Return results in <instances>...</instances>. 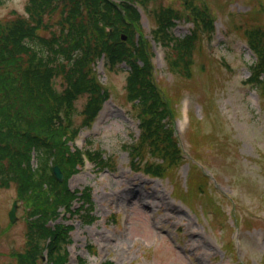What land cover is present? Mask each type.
<instances>
[{
	"label": "rangeland",
	"instance_id": "obj_1",
	"mask_svg": "<svg viewBox=\"0 0 264 264\" xmlns=\"http://www.w3.org/2000/svg\"><path fill=\"white\" fill-rule=\"evenodd\" d=\"M69 1L78 3L81 9L85 4L83 0ZM97 1L92 0L95 5ZM107 1L109 5L113 3ZM262 1L258 5L256 0L254 5L252 0H147L145 8L136 7L135 14L127 15H117L111 9L103 14L89 5L83 11L76 9L72 12L68 0L62 14L59 11L48 14L41 11L37 14L39 6L33 9V24L38 23L39 19L48 26L47 29L37 30V34L45 40L61 43L70 31L76 34L56 58L38 40L49 52L47 61L52 67L51 74L56 79L55 86L59 91L82 80L80 67L86 58L103 57L105 54L102 52L107 45L124 49L132 55L137 50L136 40L140 39L141 48L137 51H150L153 54V75L155 73L159 77L155 79L156 83L160 82L158 88L161 89V86L167 91L168 99L169 96L181 94L174 107L176 115L173 125L187 163L172 171L168 177L148 179L138 170H129L127 164L132 156L123 148L122 142L130 132L137 137V125L127 112L130 111V104L123 101L126 98L125 74L117 70L108 74V83L106 81L105 84L111 99L103 105L98 126L81 135L77 144L80 145L83 136L88 134L93 138L92 148H100L115 158L114 162H107V168L103 171L94 175L90 167H86L68 183L71 191L81 190L85 186L92 188L96 217L94 224L87 227L80 226L75 217L63 221L75 227L68 264H76V256L91 264L105 259L114 264H239L237 262L243 261L246 264H261L264 258V101L260 102L261 110L257 95L243 82L249 76L246 63L250 64L252 60L245 31L254 27L264 30V20L259 18L260 12H263L261 15L264 18ZM26 2L0 0V24L4 29L12 20L25 14ZM202 5L208 8L209 18L214 19L212 41L208 44L210 40L203 34L202 48H197L195 53L191 51V62L188 53L176 54L178 61H181L182 72L190 74V79L185 80L175 71H169L166 56L173 54L172 40L176 45L192 30V25L187 22L190 19L187 16L189 11L195 8L197 13H201L199 8ZM173 13H178L176 16L182 19L170 31L174 37H166L167 43H163L154 29L156 25L159 26L162 17ZM107 18L108 25L99 27L98 22ZM118 19L120 22L116 23ZM111 25H114V31ZM83 31H86L85 34L80 35ZM121 37L124 39L121 40ZM258 38L264 41V32ZM206 48L214 53L212 58L206 56ZM77 49L81 53L79 58L76 56L79 55L76 54ZM68 52L71 53V60L65 58ZM38 59L34 58L33 64H38ZM59 59H63V62L59 63ZM102 62L100 60L96 67L99 71L101 69V73ZM58 64L63 68L57 69ZM120 69H126L124 64L119 66ZM102 77L104 80L105 74ZM180 80L187 81V84ZM85 86L91 91L89 85ZM84 101V98L79 99L76 108H83ZM186 107L194 116L193 126L186 124ZM81 110L76 109L77 114ZM75 119V123L79 124L80 116L77 115ZM158 138L165 140L163 135ZM193 156L207 167L206 175L210 173L215 177L208 184L211 187L215 183L218 191L209 190L214 205H221L224 215L221 219L223 223L221 221L215 233L210 231L206 220L200 215V206L209 211L212 224H216L217 216L218 219L221 217L219 209L213 208L209 200L202 202L196 198L192 181H189L188 188L185 184L188 162L193 163ZM197 168H192L190 173H195ZM167 178L175 181L179 187L174 190ZM16 195L13 186L0 188V264L29 263L25 259L29 253L28 237L33 234V223L36 221L32 206L39 204L43 207L40 197L37 200L33 198L32 203L17 201ZM13 200L18 204L16 220L9 226L7 213ZM233 202L234 215L240 223L244 218L254 217L250 220L256 226L254 229L241 228L239 238L243 239L244 246L238 249L236 260L230 258L228 253L221 252L210 261L209 258L217 251L213 237H224L226 231L234 232L237 225L229 216ZM236 231L232 234L235 240L238 238ZM87 244L94 247L95 256L88 255L85 250Z\"/></svg>",
	"mask_w": 264,
	"mask_h": 264
},
{
	"label": "trees",
	"instance_id": "obj_2",
	"mask_svg": "<svg viewBox=\"0 0 264 264\" xmlns=\"http://www.w3.org/2000/svg\"><path fill=\"white\" fill-rule=\"evenodd\" d=\"M58 1L32 0L31 6L26 7L28 19L18 17L5 30H0V179L4 185L16 183L19 192L29 190L37 184L42 192L43 186H46L48 191L53 192V208L67 205L70 194L64 184L58 185L53 179L49 172L50 163L59 165L65 174L71 175L75 172L76 157L66 146L65 140L68 132H72V125L63 126L58 117L65 99L59 98L48 79L51 66L45 64L47 71H41L43 68L33 64L34 39H44L37 34V30L48 28L40 21L33 28V9L39 6L37 14L41 11L45 14L59 11L61 14L66 0ZM83 1V8L92 4L91 0ZM104 4L107 3L100 0L98 9H104L105 12L107 8H112ZM68 6H71L72 12L83 9L78 3L74 4L69 0ZM1 28L3 27L0 26ZM46 43L52 51L54 41L46 40ZM38 53L45 59L46 53L42 49ZM138 57L144 59L143 54H138ZM257 68L259 70L255 71L254 79L250 82L254 86L261 82L264 86L263 60L259 61ZM127 89L137 96V104L143 106V114L146 112L144 117L153 118L160 102H163V93L156 90V86L134 64L128 74ZM66 115L68 116V111ZM31 151L35 153V169L30 165ZM44 215L46 220L50 219L48 214ZM45 230L42 226V230L34 236L38 242L45 238L46 233H53L49 230L45 233ZM52 264L60 263L53 259Z\"/></svg>",
	"mask_w": 264,
	"mask_h": 264
}]
</instances>
